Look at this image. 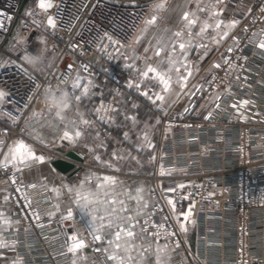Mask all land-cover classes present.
Returning a JSON list of instances; mask_svg holds the SVG:
<instances>
[{"label":"built area","instance_id":"built-area-1","mask_svg":"<svg viewBox=\"0 0 264 264\" xmlns=\"http://www.w3.org/2000/svg\"><path fill=\"white\" fill-rule=\"evenodd\" d=\"M153 1L53 0L59 6L60 16L53 33L52 30L44 31L36 27L32 20L46 21L47 15L57 13L56 7L45 15L37 8L38 0H28L25 5L23 0H0V11L13 16L11 21H5L6 28L0 30V59L17 61L38 81V86L30 93L28 78L17 68L0 69V88L10 93L0 103V140L4 141L3 148H0V160L14 141L33 142L29 138L28 127L31 113L38 107L43 116L48 115L42 111L39 101L44 87L63 84L70 92L71 81L78 71L82 77L91 75L92 79L98 78L101 64L114 63L119 55L114 53V58L109 59L100 53L97 50V35L107 31L124 45L122 52L130 45ZM83 3L86 7L82 8ZM235 4V10L242 17L237 36L240 45L230 59L235 60L238 55L247 57L246 61H236L243 64V68H237L228 76H225L223 68L211 69L208 78L203 81L207 91L191 99L187 97L180 109L160 110L163 136L155 156V172L150 176L153 202L148 212H154V215L146 234L149 239L166 241L174 249L172 264H264V122L232 117L225 119L220 115L210 120L203 119L207 111L214 107L209 98L215 95V91H223L225 85H231V95L228 96L231 99H240L246 94L250 96L259 87H264V50L248 42L253 33L259 34L264 29V12L261 11L264 0H238ZM26 11H31L33 16H26ZM77 16L79 19H75ZM25 24L27 28L23 26ZM69 25L72 26L71 31L68 30ZM245 28L248 32L244 31ZM38 35H43L47 41L45 56L52 47H58L53 63L44 72L32 69L20 59L24 55L21 45L17 44L16 50L12 49L14 37L31 40ZM200 43L204 44L203 41ZM72 44L77 45L74 50L70 48ZM40 47L32 43L28 52H37ZM227 48L212 64L222 63V56L229 55ZM69 64L72 70L68 75L69 82L64 84L60 82V77L66 74ZM81 65H88V71L84 72ZM213 75L217 82H224L219 89L214 90L207 84ZM237 75L239 80L235 79ZM112 81L116 90L120 91L125 87L127 73L117 71ZM250 105L251 102L247 107ZM189 106L192 110L185 113L184 108ZM102 132H108V124ZM13 172L16 184L9 179ZM30 184L36 187H26ZM181 184L186 187L179 189ZM0 187L7 190L14 217L21 224L14 235L18 255L24 258L26 264H74V261L75 264H107L106 254L95 251L101 246L93 241L89 232L80 233L78 225L72 227L68 224L69 220L76 223L75 218L62 220L56 215L50 217L54 212V202L44 184L26 181L20 171L9 166L6 170L0 169ZM169 189L177 191L169 192ZM168 199L175 201V212L168 205ZM193 201L199 212L196 250L188 245L175 219V214ZM36 215H39V220ZM165 217H168L166 222ZM153 221L165 222L166 232L152 235L156 232L151 227ZM79 234H84L81 237L86 245L81 250L94 258L83 263L77 262L75 256L67 251L71 243L69 237Z\"/></svg>","mask_w":264,"mask_h":264},{"label":"snow or ice","instance_id":"snow-or-ice-1","mask_svg":"<svg viewBox=\"0 0 264 264\" xmlns=\"http://www.w3.org/2000/svg\"><path fill=\"white\" fill-rule=\"evenodd\" d=\"M99 2V0H97ZM223 3V0H216V4ZM135 6V5H133ZM56 7L58 9L55 15H47L50 9ZM86 7V3L82 4V8ZM95 7V5L93 6ZM37 8L40 13L47 15V19L44 22L37 21L35 19L32 20V24L38 28H43L44 31L52 30L54 33L58 27L57 21L60 19L59 16V6L53 3V0H38ZM165 10V0H161L159 3H155L153 5L154 15L151 16L145 22V28L141 31V33L136 37L135 43L139 44L144 37V33L148 31V26H155L158 20V14L161 11ZM197 10L199 12H207L208 19L202 22V25L199 29V32L195 33V37H202V35L209 29L212 28L213 31H216V37L213 38V43L220 44L224 41L230 33V30L235 29L236 26L240 23L239 20H232L229 23H225L223 20L219 19L220 15H222L223 9L219 11L215 10V6L213 4H207L201 6L199 3L197 4ZM251 12V9L248 10ZM261 11L264 12V8H261ZM26 16H33L31 11L25 12ZM13 16L7 14L3 11H0V30H4L6 28L5 21H11ZM75 19H79V17H75ZM199 17L196 12L184 11L181 16V21L183 22V29L180 31H175L171 34L169 39L166 41L164 37H160L156 40L155 45L153 46V55L156 57H160L162 52H166V57H162L161 60L155 65L148 64L147 68L137 69L135 65V61L139 58L135 55L129 56L127 50L121 52V48H124V45L121 44L118 40L113 39V36L110 35L107 31H103L97 35V50L103 55L107 56L109 59L114 58V53L116 55L122 56L125 60H130V63L124 65L127 69H134L138 72V79L127 81L126 87L128 88H136L141 89V84L145 81H157V86L159 87V91H153L152 87L149 84H144V88L141 89L140 95L146 97L153 105H157L158 107H163L165 104H169V102H174L172 99L175 97L179 99L182 96H187L190 99L196 97L198 94L207 91L205 87V83H191L190 81L194 79L195 75L199 73V68L195 67V65L188 60V51L193 47L194 44V35L192 32L193 27L197 24V20ZM209 21H214V23H209ZM23 24V22H21ZM25 28L28 25H23ZM60 26H63V22L61 21ZM223 26V27H222ZM71 25H69L68 30L71 31ZM187 31L188 38H185L184 32ZM165 31H168L165 29ZM245 32H248V29H244ZM80 35V33H77ZM257 36L259 38L257 39ZM15 44L12 45V49L16 50V45L19 44L23 47L24 55L20 58L22 61H28V47L32 43H36L41 45L38 51H46L44 47L47 43L45 37L43 35H38L31 40L27 37H14ZM233 44L227 48V53L229 55L222 56L221 62H214L211 65V69H222L225 72V76H228L237 68H243V64H237L236 61L241 59L247 60V57L236 56L235 60L230 59L231 54L239 50L240 38L237 36L232 37ZM248 42L254 44L257 49L264 50V29L261 30V33H253L251 37L248 38ZM77 47L76 44L70 45V48L74 50ZM196 47L204 49L202 57L207 55V45L203 43L196 44ZM112 49V51H110ZM145 53L149 51L148 48L144 49ZM149 57H146L144 63L147 64ZM166 63L168 68L166 71L159 70L161 65ZM226 66V67H225ZM7 67H15L18 69L19 73L26 76L28 78V83L31 85L29 91H31L38 86V81L34 76H31L27 70L17 61L14 60H4L0 59V69H6ZM81 68L84 72L88 71V65H81ZM183 69V71H182ZM72 65L69 64L66 69V74L60 77V82L67 84L68 75L71 74ZM173 72L175 76L173 77ZM151 74V76H150ZM86 80V82L82 85L81 81ZM236 80L240 79V76H235ZM224 83L223 81L217 82L216 76L213 75L212 79L207 81L208 86L212 87L214 90L219 89L220 84ZM173 85H176L174 88ZM51 85H46L44 87V91L47 90ZM98 87L94 80L89 77H82L81 73L78 71L75 77L71 81V91L69 94L74 99L77 104L82 102L84 99H91L96 95L93 92V89ZM77 90H80L79 94H77ZM9 92L0 88V102H3L8 96ZM117 95L119 93L117 92ZM231 95V85H225L223 91H215V95L209 98V103L214 105L210 110L207 111V114L203 117L205 120H210L213 118L214 113L219 111H223L224 108L221 104V99L227 100V97ZM102 97V93H101ZM159 102V103H158ZM250 101L242 100L232 103L230 107L236 109L239 112V109L244 108L248 105ZM170 106V104H169ZM27 107V104H25ZM133 108H136L137 105L133 104ZM192 110V107H185L184 112L187 113ZM93 111L96 113V117L98 121H103L105 124L115 123L116 116L121 114V108L119 105V101H117L114 106L111 102L105 104L103 99L98 106H94ZM111 112L115 115H108ZM42 113H38L33 111L31 113V118H39ZM77 115L79 117V123L76 120H69L66 116L56 114L55 118L58 122L65 124V130H63L62 135L59 136V139L62 142H68L69 144H78L81 140L87 138L88 140H92L96 147L88 148V151L93 154L94 159L101 163L106 167H113V165L109 162L102 161L101 156L97 154V150L101 148H106L105 140L102 138L99 130L94 129L93 122L84 119L83 113L77 110ZM124 118L126 121H131L132 125L136 124V116L124 114ZM246 119V117H244ZM15 120L16 117H13ZM53 128H59V124L53 125ZM94 133V134H93ZM124 139H129V132L125 131ZM142 142L138 146L139 148H144L145 146L151 148L153 145L150 142L147 131L143 132L142 137H138ZM39 142L41 144L45 143L43 137L40 138ZM49 143H54V141H50ZM4 141L0 140V148H3ZM47 146V145H45ZM111 157L113 160L124 159L125 157L120 155L118 151H113L111 153ZM135 159V157H132ZM52 161L49 158H46L44 154H37L33 147L24 142V140H16L12 145H9L7 151L4 152L3 159L0 160V169H8L9 166L15 169V171H23L24 168H31L36 164H45L51 163ZM23 166V167H18ZM163 174V171L162 173ZM9 179L12 184H16V176L15 172H13ZM97 183L95 185L96 190L93 192H89L86 195H81L79 189H74L73 187H69L68 185H63V187L67 188L68 192L71 193L74 190L76 191L77 196L79 197L74 202L78 206L80 212L84 214L87 219L84 221L85 226L92 236L93 241L100 242L102 239H107V247H98L95 249L96 252H104L105 260L112 261L113 264H136L137 258L140 260L144 259L145 252L148 249H144V251H140V245H137L135 241L137 239H143L145 233H148L149 230V221L152 219L154 212L149 213L146 210L149 207V203L147 200H144L142 196L139 194L143 191L142 189H137V196L130 197V199L136 200L135 207H129L125 204L123 200L115 199L116 193L114 191V186L117 184V181L112 176H96L95 177ZM45 187L47 185H44ZM26 187H36L35 184L26 185ZM186 186L181 184L178 185L179 189H183ZM80 188H83V183L80 185ZM16 191L19 192L20 188L17 187ZM50 191L54 192L57 196L60 195L59 188H52ZM169 192H176L177 189H169ZM103 196L104 199L100 197ZM111 197V198H110ZM187 199L188 197H183ZM5 201L9 200V197L5 195L3 197ZM81 200L83 203H81ZM168 205L171 206L173 212H175L176 203L172 199L167 200ZM98 205L99 207H90L91 205ZM57 211L60 209V205L56 204L54 206ZM155 205H153V209H155ZM195 209V202L193 201L187 211L181 212L179 216L176 217L177 222L180 226V231L187 232V227L185 226V222L195 223L194 220L191 219L193 216V211ZM98 212H103L104 215H97ZM56 213L53 212L50 214L54 216ZM0 218H3L4 224H9L10 221L3 213H0ZM37 220L40 219L39 215L35 217ZM73 218V210L71 206L66 207V215H62L61 219H72ZM182 218V219H181ZM168 217L164 218L166 222ZM143 220V222H141ZM106 221V223H105ZM165 222L156 223L152 222L151 227L156 229L155 233H151L152 235L159 236L162 231L166 232ZM18 224L19 221H16ZM139 228V231H137ZM171 235H175V233H171ZM71 243L69 244L67 251L72 253L74 256L78 252V250L83 249L85 245V241L83 239L78 238L76 235H71L69 237ZM177 246H179L177 244ZM0 247H8L6 243L0 242ZM167 245L162 248L157 249V262L158 264H163L162 255L166 252ZM137 253V256L133 255V252ZM15 264H22V259L18 258ZM75 264V261H74Z\"/></svg>","mask_w":264,"mask_h":264},{"label":"crops","instance_id":"crops-1","mask_svg":"<svg viewBox=\"0 0 264 264\" xmlns=\"http://www.w3.org/2000/svg\"><path fill=\"white\" fill-rule=\"evenodd\" d=\"M237 1L238 0H223V3L217 5L216 0H165V10L159 12L157 24L155 26H148V31L144 33V37L139 44L135 43V39L142 30L136 32L130 45L122 52L127 50L129 56L135 55L139 57L135 61L137 69H146L148 64L155 66L162 57H166L167 55L166 52H162L160 57L153 55V46L155 45L156 40L162 36L167 41L173 32L183 29L181 16L184 11L196 12L199 19L192 29L194 44L193 47L189 49L187 58L200 70L199 73L195 75L194 79L190 81V84L203 82L209 76L212 62L220 59L223 50L232 44V37L238 36L240 33L242 17L241 14L235 10V3ZM159 2H161V0H156L153 5ZM198 3L201 6L213 4L217 11L223 9L222 15H220L219 19L223 20L225 23H229L232 20L240 21L235 29L230 30L229 36L220 44L212 42L214 37L218 39L216 31H213L212 28H209L202 37H195V33L199 32L202 22L208 19L207 12H199L197 10ZM154 14L156 13L153 11L152 15ZM209 23H214V21H209ZM165 29L168 31H165ZM184 36L185 38H188L186 30ZM202 41L207 45V55H204L203 58L201 57L204 49L196 47V44H199ZM145 48L149 49L147 53L144 51ZM146 57L150 58L148 59L147 64L144 63ZM130 62V60H125L122 56H118L114 63L103 62L101 64L100 76L98 78H93L95 84L98 86L93 89V92H95L96 95L90 100L84 99L79 104L73 99L72 108L66 116L69 120H76L77 123H79V117L77 115V110H79L83 113L84 119L93 122L94 129L100 131L106 144V148L98 149L97 154L101 156L102 161L111 163L113 167L109 168L103 166L94 159L93 154L89 153L88 148L96 147L92 140L85 138L78 144L62 142L59 139V136L62 135L63 130H65V124L58 122L53 115L48 114L47 116L41 115L39 118H31L28 123L29 137L33 142L25 143L31 145L37 154H44L46 158H49L52 162L57 159H67L72 161L76 165V171L63 174L54 168L51 162L42 165L36 164L31 168H24L23 171H20L21 176L28 182H38L47 185L46 189L54 202V206L56 204L60 205L59 211L54 207L56 216L61 218L62 215H66V207L71 206L73 210V218H75L80 232H88L84 223L87 217L80 212L78 206L74 202L79 198L76 191L74 190L69 193L67 188L63 187V185L79 189L81 195H86L89 192L96 190V176H112L117 181V184L114 186V191L116 193L115 199L123 200L130 208L135 207L136 200L130 199V197H136V190L142 189L143 191L139 195L142 196L144 200L148 201L149 207L152 204L150 198L151 183L149 179L145 178V176H148L155 171V156L159 150L163 136L159 112L160 109H169L173 107L178 99L173 97L172 99L174 102H169L170 106L169 104H165L163 107H158L157 105H153L146 97L140 95V91L144 88V84H149L153 91H159L160 89L157 86V81H145L141 84V89H130L126 87L127 81L130 79H138V72L136 70L124 67L125 64ZM167 68L168 65L164 63L159 70L166 71ZM120 70L127 73V81L125 82V87L120 91H117L115 84L112 81V76ZM172 75L174 77L175 73L173 72ZM85 82L86 80H82L81 84L83 85ZM173 87L175 88L176 85H173ZM79 92L80 90L77 91L78 94ZM117 92L119 95H117ZM101 99H103L105 104L111 102L114 106L117 101H119L121 108V114L116 116L115 123L108 124V132L105 134L102 132V128H104L106 124L103 121H98L96 113L93 111L94 106H98ZM222 99L221 104L224 110H217V112L214 113V116L220 115L225 119L231 117L245 119L244 117H246V119L250 121L264 122V108H257V105L264 102V87H259L252 95L249 96L246 94L240 99H231L229 97L226 101ZM242 100L250 101L252 106L247 107L246 105L244 108L239 109V112L230 107L232 103ZM133 104L137 105V107L133 108ZM183 104L184 103H179L176 107L180 108ZM35 111L41 113L38 107ZM125 113L136 116L135 126L132 125L131 121L125 120ZM108 115L111 116L115 114L109 112ZM56 124H59V128H53V125ZM125 131L129 132L128 140L124 139L123 134ZM145 131H147L150 142L153 146L151 148L145 146L141 149L138 146L141 144L142 140L138 139V137H142L143 132ZM41 137L45 140L44 144L39 142ZM50 141H54V143H49ZM59 148L65 149L66 151H75L82 157L83 161L78 162L67 158L66 154L58 151ZM113 151H118V153L125 158L113 160L111 157ZM132 157H135V159H132ZM18 167L23 166L18 165ZM82 183L83 188H80ZM52 188H59L60 195L57 196L54 192L50 191ZM5 195L8 196L7 190L4 187H0V213H3V215L10 221V223L6 225L3 222V218H0V242L8 245V247H0V264H15L18 258L22 259V264H26L24 258L18 255L16 250L17 243L15 242L16 238L14 235V233L20 228L21 224L20 222L18 224L16 223L18 220L14 217V211L9 204V200L5 201L3 199ZM100 198L104 199L103 196ZM81 203H83L82 200ZM190 204L191 203H188L183 210L177 212V216H179L181 212L187 211ZM90 207L99 206L93 204ZM149 207L146 210L147 212L149 211ZM97 215H104V213L98 212ZM198 217L199 212L195 204L193 216L191 217L195 223L185 222V226L188 230L187 232H183L186 241L192 250L197 249V234L195 233L197 232L196 220ZM68 223H74V221L69 220ZM137 231H139V228H137ZM107 239L109 238L102 239L98 242L99 245L101 247H107ZM135 243L140 245V251L148 249L144 254V259L140 260L137 258L136 264H158L156 259L157 249L162 248L165 245H167V250L161 257L163 264H172L175 257V251L166 241L161 239H149L148 235L145 233L144 238L137 239ZM133 255L137 256V253L134 251ZM88 258L89 255L86 251L81 249L78 250L75 255L77 262L86 261ZM109 264H113V262L109 261Z\"/></svg>","mask_w":264,"mask_h":264},{"label":"clouds","instance_id":"clouds-1","mask_svg":"<svg viewBox=\"0 0 264 264\" xmlns=\"http://www.w3.org/2000/svg\"><path fill=\"white\" fill-rule=\"evenodd\" d=\"M45 51L29 52L27 64L34 70H39L44 63ZM42 111L56 116L57 113L67 116L70 112L73 100L67 88L63 84H54L41 92L39 97Z\"/></svg>","mask_w":264,"mask_h":264},{"label":"rangeland","instance_id":"rangeland-1","mask_svg":"<svg viewBox=\"0 0 264 264\" xmlns=\"http://www.w3.org/2000/svg\"><path fill=\"white\" fill-rule=\"evenodd\" d=\"M156 0H154L153 1V3L155 2ZM152 12H153V4H152V8H151V10H150V12L148 13V15L145 17V19L143 20V22L141 23V25H140V27L138 28V30H137V32H140L141 30H143L144 28H145V22L148 20V19H150L151 18V16H152ZM57 50H58V47L57 46H54V47H52V49L51 50H49V52L47 53V55L45 56V58H44V63L41 65V67L39 68V70L41 71V72H44L45 71V69H47L52 63H53V60L55 59V56H56V53H57ZM186 98H187V96H182V97H180L178 100H176V101H178L173 107H171V108H169V109H160V110H165V111H167V110H170V109H172V108H175V109H180V108H182L183 107V105L186 103ZM179 103H184L180 108H177L176 106H178V104ZM262 104H260V105H257V108L259 109V108H264V102H261ZM250 106H252V105H250ZM174 109V110H175ZM159 115H160V112H159ZM241 119V118H240ZM162 124V123H161ZM30 138V137H29ZM31 139V138H30ZM32 140V139H31ZM33 141V140H32ZM24 142H28V143H30L31 141L30 140H24ZM155 168H156V161H155ZM155 172V171H154ZM153 172V173H154ZM153 173H151L150 175H148V176H145V178H147V179H149L150 180V183H151V192H150V198H151V193H152V190H153V183H152V178L150 177V176H152V174ZM151 200H152V198H151ZM153 202V201H152ZM175 216L177 217V213L175 214ZM176 217H175V219H176ZM176 221H177V219H176ZM178 223V222H177ZM69 225H71L72 227H75V225H77L76 223H68ZM178 225H179V223H178ZM180 227V226H179ZM198 229V224H197V220H196V230ZM84 232H86V231H84ZM84 232H80V233H84ZM195 234H197V232L195 233ZM82 236L84 235V234H81ZM81 235L79 234V236L78 235H76L78 238H80V239H82V237H81ZM197 236V235H196ZM92 257H89L86 261H88L89 259H91ZM92 259H94V258H92ZM83 262H85V261H83ZM83 262H79V263H83ZM107 264H109V261H107Z\"/></svg>","mask_w":264,"mask_h":264},{"label":"water","instance_id":"water-1","mask_svg":"<svg viewBox=\"0 0 264 264\" xmlns=\"http://www.w3.org/2000/svg\"><path fill=\"white\" fill-rule=\"evenodd\" d=\"M28 0H23V5L26 4ZM58 151L60 153L66 154L67 158H70L71 160L82 162L83 159L80 155H78L75 151H66L65 149L59 148ZM52 165L54 168H56L59 172L63 174H68L71 172L76 171V165L67 159H57L52 162Z\"/></svg>","mask_w":264,"mask_h":264}]
</instances>
